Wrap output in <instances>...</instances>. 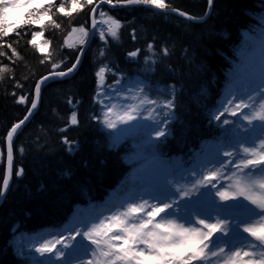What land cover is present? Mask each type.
Here are the masks:
<instances>
[{
	"label": "trees",
	"instance_id": "trees-1",
	"mask_svg": "<svg viewBox=\"0 0 264 264\" xmlns=\"http://www.w3.org/2000/svg\"><path fill=\"white\" fill-rule=\"evenodd\" d=\"M99 2L93 0L92 5L71 17L53 8L49 14L60 24L59 28L47 20L43 26L21 25L0 40V51L5 53L0 56V67L11 69L0 80V187L6 175L7 132L28 114L30 101L35 98L34 85L53 71L51 62L62 60L61 67L65 69L74 62L79 47L70 48L65 41L73 28L89 29V9ZM53 3L70 6L69 0ZM165 3L168 7L163 10L183 12L195 19L206 18L210 8L208 0ZM211 6V14L202 22L144 6L115 10L103 7L121 22L119 39L112 41L107 37L110 44L105 47L97 38L71 78L47 84L38 110L13 144V181L0 205V264H32L28 253L31 251L34 256L35 252L20 237L62 226L76 205L101 210L113 193L120 198L130 188L139 191V180L135 179L138 169L169 167L175 175H182L198 165L204 150L217 147L218 122L210 123L211 114L225 98L237 65L243 63L238 54L245 41L243 34L256 36L254 29L264 28L260 23L264 0H213ZM41 31L40 40L31 44L33 33ZM148 44H153L158 54L165 46L170 53L155 65L154 71L144 70V57L150 55ZM43 46L46 51L41 53L38 47ZM102 47L103 57L99 55ZM13 49L18 57L12 55ZM136 50L137 57L128 55ZM105 64L111 69L106 73L105 85L113 83L112 72L117 76L123 73V82L133 90L142 82L153 97L175 85L178 106L167 125L171 135L155 155L146 145L150 139L156 140L153 120L159 121L160 117L154 115L153 120H148L144 113L130 125H118L117 131L130 130L120 133L116 146L111 140L116 132L93 119L101 115L102 107L97 103L95 73ZM21 97L25 98L24 103L19 102ZM73 112L76 124L71 122ZM65 140L69 143L65 144ZM19 169H23L22 176L16 175ZM160 184L163 183L157 185Z\"/></svg>",
	"mask_w": 264,
	"mask_h": 264
},
{
	"label": "snow or ice",
	"instance_id": "snow-or-ice-1",
	"mask_svg": "<svg viewBox=\"0 0 264 264\" xmlns=\"http://www.w3.org/2000/svg\"><path fill=\"white\" fill-rule=\"evenodd\" d=\"M100 2L112 4L113 0ZM116 3L131 8L150 5L163 10L168 7L165 0H116ZM212 3L213 0H208L209 6ZM69 4L66 7L64 3L55 5L53 0H0V40L21 25L43 26L47 20L59 28L60 24L49 14L53 8L63 16L71 17L92 5L93 0H84V4L81 0H69ZM98 8L96 5L89 9L93 16L91 36L84 27L72 29L74 33H80V47L74 62L66 69L61 67L62 60L51 62L53 71L34 85L35 98L30 101L28 114L7 132L8 170L0 187V197L8 190L12 175L13 136L32 115L31 110L37 108L41 86L50 79L60 82L74 73L85 54L84 45L97 35L105 47L110 44L107 37L112 41L119 39L121 22L103 10L99 11V16L104 27H97ZM260 23L264 24V17L260 18ZM254 30L256 36L243 34L245 41L238 52L243 63L237 65L234 79L225 90V98L211 114L210 123L212 120L218 122V144L212 159L190 169L182 182L169 177L151 190L146 187L139 191L131 189L121 203L106 209V214L80 220L68 230L67 237L60 234L43 236L39 246H34V252L41 259L33 256L31 251L28 253L32 264H264V28ZM41 36L42 31L34 32L30 43L36 45ZM38 50L44 53L46 46L38 47ZM148 52L150 55L144 57L145 71H154L155 65L170 54L166 46L158 54L153 44H148ZM138 53L136 50L128 55L135 58ZM3 55L5 53L0 51V56ZM12 55L18 57L15 49ZM99 55H105L104 47ZM110 71L105 64L95 73L97 103L102 107L101 115L93 116V119L116 132L111 136L112 146H116L120 142V133L130 130L117 131L118 125H130L144 113L148 120H153L154 115L160 117L159 121L153 120L156 140L150 139L146 145L155 155L171 135L167 125L175 117L178 106L175 85L153 97L142 82H138L133 90L123 82V73L117 76L112 72L113 84L107 91L104 81ZM9 72L10 68L0 67V80ZM161 94L163 99L159 98ZM24 100L21 97L19 102L24 103ZM229 117L237 119L230 120ZM71 122L78 123L75 112ZM72 150L70 146L69 151ZM16 175L22 176L23 169L17 170ZM243 233H247V237ZM17 254L21 253L18 251Z\"/></svg>",
	"mask_w": 264,
	"mask_h": 264
},
{
	"label": "rangeland",
	"instance_id": "rangeland-1",
	"mask_svg": "<svg viewBox=\"0 0 264 264\" xmlns=\"http://www.w3.org/2000/svg\"><path fill=\"white\" fill-rule=\"evenodd\" d=\"M102 26H103V25H102ZM214 154H215V153H214ZM207 163H208V161H207ZM207 163H206V164H207ZM208 166H211V165H208ZM149 175H150V176H149ZM138 176H139L140 178H142V179L148 177V179L151 178V179L153 180V178H154V175H153V174H148V173H145V172H140V173L138 174ZM156 178H157V179L159 178V174H157ZM225 183H227L226 180H225ZM149 190H150V189H149ZM119 203H120V202L115 203V206H116L117 204H119ZM78 210H80V208H79ZM104 213L106 214V210H105ZM92 217H94V216H91V215L88 213L87 219L92 218ZM80 220H86V217H84V215H82V214H80V213H77V215H76V219L73 221V225H72V226H69L70 228L65 229L63 232H61V233H59V234L62 235V236H64V237H67V236L70 234L68 230H69V229H72V228L74 227V225L77 224ZM57 230H58V231H61L62 229H61V228H58ZM50 235H53V234H50ZM217 235H219V234H217ZM243 235L247 237V233H243ZM44 236H45V235H44ZM42 238H43V236L38 237V238H35V239L33 240V242L35 243L36 246H39V243L41 242ZM248 238L251 239V237H248ZM257 243H258V242H257ZM57 247H60V245H57Z\"/></svg>",
	"mask_w": 264,
	"mask_h": 264
},
{
	"label": "water",
	"instance_id": "water-1",
	"mask_svg": "<svg viewBox=\"0 0 264 264\" xmlns=\"http://www.w3.org/2000/svg\"><path fill=\"white\" fill-rule=\"evenodd\" d=\"M143 6H146V7H149V8H153V9H155L154 7H152V6H150V5H143ZM157 10L162 11V12L173 13L174 15L180 16V17H182V18H185V19H188V20H190V21H194V22H202L204 19L207 18L208 14L210 13V12H208L207 15H206V18H204V19H195V18H193V19H189V16H186V15L181 16V15L179 14L180 12H176V11H167V10H161V9H157ZM82 57H83V56H81V60H82ZM51 80H52V79L46 81L45 84L41 86V93H42V89L45 87V85H47ZM39 104H40V100H39V102L37 103V108L31 110V111H32V115L29 117V119H28L27 121H25L24 124H22L21 127H20L19 129H17V133H15L14 136H13V142H14L16 136H17V135L19 134V132L22 130V128H23V127H24V126H25V125L31 120V118L33 117V115L36 113V111L38 110ZM11 176H12V175H11ZM10 183H11V177H10V179H9V187H10ZM8 189H9V188H8ZM7 191H8V190H7ZM7 191H6L5 195L7 194ZM5 195H4V197H5ZM4 197H1V198H0V205H1V203H2V201H3V199H4Z\"/></svg>",
	"mask_w": 264,
	"mask_h": 264
}]
</instances>
